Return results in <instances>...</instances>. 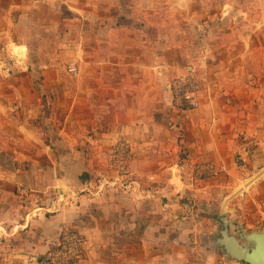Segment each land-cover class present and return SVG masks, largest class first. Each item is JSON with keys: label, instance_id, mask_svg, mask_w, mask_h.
<instances>
[{"label": "crops", "instance_id": "1", "mask_svg": "<svg viewBox=\"0 0 264 264\" xmlns=\"http://www.w3.org/2000/svg\"><path fill=\"white\" fill-rule=\"evenodd\" d=\"M46 2L67 18L58 26L70 30L64 48L79 59L71 62L79 75L46 64L30 73L36 102L2 151L26 165L0 164V264H36L31 257L66 226L85 238L80 264H240L215 247L204 215L220 202L238 227H264V79L254 80L245 53L233 54L236 13L249 22L251 10L204 0L195 8L0 0V13L14 10L30 27ZM191 71L205 79L200 106L178 110L170 87ZM123 139L134 158L118 181L110 159ZM199 166L212 174L196 176ZM17 186L31 195L15 196Z\"/></svg>", "mask_w": 264, "mask_h": 264}, {"label": "rangeland", "instance_id": "2", "mask_svg": "<svg viewBox=\"0 0 264 264\" xmlns=\"http://www.w3.org/2000/svg\"><path fill=\"white\" fill-rule=\"evenodd\" d=\"M174 1L176 4H184L189 8L203 4V0ZM204 3L217 7L231 3L237 5L238 9L248 7L251 10L248 13L249 22L243 19L247 17L246 15H240L238 11L236 13L238 19L237 23H233V54L245 53L249 63L248 67L254 69V80L264 79V0H204ZM16 14L14 10L10 13H0V164L19 163L20 165L23 163L21 167L24 168L26 164L23 161V156H10L11 154H9L7 157L2 154V151L10 149L11 143L14 141L12 139L17 135V127L16 131L14 127L26 122L27 118L24 115L26 103L29 100L36 102L37 97L31 96L26 90V85L31 82L28 81L29 79L32 78L33 83L38 81L37 78L33 79L30 73H34L41 64H46L47 67L53 69L65 70L73 60L79 59L73 58L70 52L64 48V43L70 39L71 34L70 30L64 26H58V23H62L67 18L60 15V12L56 11L53 6L46 2L39 11L31 14L32 24L30 27L25 25L26 21H19ZM257 20L259 21L257 22ZM54 24L57 26L54 27ZM240 32L245 35H238ZM66 34L69 36L67 37ZM46 35L51 37L48 38ZM58 35H61L62 38L54 39ZM43 46L46 47V51ZM81 62H83L82 67L80 66L82 70L85 61L80 60L79 63ZM197 74L204 80L205 85L203 74L199 71ZM46 97L53 99V93L48 92ZM32 110L37 113L38 109L35 106ZM44 110L46 115L53 112L51 105ZM19 135L22 134L19 133ZM19 187L15 188V196H19ZM227 201H229L228 197L223 202ZM222 204L225 203L216 202V208L206 211L204 215L216 229L214 239L220 237V232L223 230L222 224L217 220L218 216L228 219L232 227L235 225L237 228H242L245 233L264 230V227L259 226L254 228L238 227L237 222H233L230 217L233 215V208L229 210ZM231 233L236 234V231Z\"/></svg>", "mask_w": 264, "mask_h": 264}, {"label": "built area", "instance_id": "3", "mask_svg": "<svg viewBox=\"0 0 264 264\" xmlns=\"http://www.w3.org/2000/svg\"><path fill=\"white\" fill-rule=\"evenodd\" d=\"M68 73L77 77L79 68L71 63ZM172 91L173 104L178 110H195L200 106V95L205 89L204 80L194 71L186 76L176 79L170 87ZM134 158L132 145L126 141H118L112 148L110 165L116 172L118 181H122L129 175V168ZM208 166L197 167L196 176H208L212 174ZM106 180V179H105ZM104 182V181H103ZM106 183L100 185L99 192L104 189ZM21 198L31 195L28 187L21 186L18 189ZM86 253V241L84 236L71 226H66L60 233L59 239L51 245L48 251L41 257L33 256L31 261L36 264H80ZM244 264V263H240Z\"/></svg>", "mask_w": 264, "mask_h": 264}, {"label": "water", "instance_id": "4", "mask_svg": "<svg viewBox=\"0 0 264 264\" xmlns=\"http://www.w3.org/2000/svg\"><path fill=\"white\" fill-rule=\"evenodd\" d=\"M217 220L223 230L214 241L216 248L238 263L264 264V230L245 233L242 228L232 227L226 218L218 216ZM235 231L236 234L231 233Z\"/></svg>", "mask_w": 264, "mask_h": 264}]
</instances>
